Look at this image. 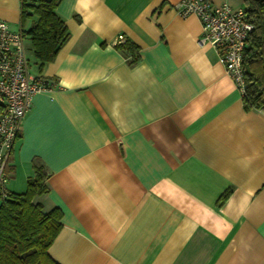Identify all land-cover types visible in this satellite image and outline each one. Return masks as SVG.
I'll return each instance as SVG.
<instances>
[{"label": "crops", "instance_id": "0c3cea01", "mask_svg": "<svg viewBox=\"0 0 264 264\" xmlns=\"http://www.w3.org/2000/svg\"><path fill=\"white\" fill-rule=\"evenodd\" d=\"M180 1L55 9L69 36L30 68L52 86L33 96L6 172L23 192L34 164L45 168L34 201L60 211L48 249L59 264H264V111L244 106ZM0 18L21 31L34 20L21 21L20 0H0Z\"/></svg>", "mask_w": 264, "mask_h": 264}, {"label": "trees", "instance_id": "16d2710c", "mask_svg": "<svg viewBox=\"0 0 264 264\" xmlns=\"http://www.w3.org/2000/svg\"><path fill=\"white\" fill-rule=\"evenodd\" d=\"M60 0H20L21 21L34 18L31 26L22 30L31 41L39 70L51 61L67 40L69 33L55 9ZM246 19L253 28L243 52L242 67L244 106L264 111V0H242ZM135 59L136 46L125 40L117 44ZM47 174L41 164H34L23 192H8L0 203V264H59L48 252L61 227L60 211H44L34 201L46 192ZM228 194L224 193V200Z\"/></svg>", "mask_w": 264, "mask_h": 264}, {"label": "built area", "instance_id": "2783aa9c", "mask_svg": "<svg viewBox=\"0 0 264 264\" xmlns=\"http://www.w3.org/2000/svg\"><path fill=\"white\" fill-rule=\"evenodd\" d=\"M176 9L181 16H197L201 27L197 44L210 45L217 51L225 71L243 91V52L253 28L244 9L215 5L210 0H181ZM125 40L123 35H118L115 44ZM51 86L47 78L32 75L23 32L12 30L0 18V200L9 192L6 166L23 117L33 96L51 89Z\"/></svg>", "mask_w": 264, "mask_h": 264}, {"label": "rangeland", "instance_id": "374dc122", "mask_svg": "<svg viewBox=\"0 0 264 264\" xmlns=\"http://www.w3.org/2000/svg\"><path fill=\"white\" fill-rule=\"evenodd\" d=\"M26 27H27V25H25L24 28H26ZM24 44L26 47V52H27V57H28L29 63H30V68L34 69L38 65V61L36 60V58L33 55L30 38L28 35H25V34H24ZM0 203H1V200H0Z\"/></svg>", "mask_w": 264, "mask_h": 264}]
</instances>
